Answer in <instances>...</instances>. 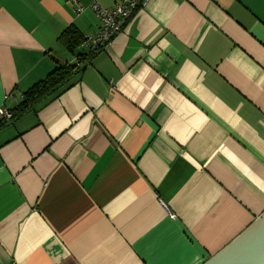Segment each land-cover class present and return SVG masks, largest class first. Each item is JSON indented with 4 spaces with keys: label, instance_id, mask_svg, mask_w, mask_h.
<instances>
[{
    "label": "crops",
    "instance_id": "crops-1",
    "mask_svg": "<svg viewBox=\"0 0 264 264\" xmlns=\"http://www.w3.org/2000/svg\"><path fill=\"white\" fill-rule=\"evenodd\" d=\"M95 2L0 0V107ZM84 64L0 127V264H202L264 213V0H149Z\"/></svg>",
    "mask_w": 264,
    "mask_h": 264
},
{
    "label": "trees",
    "instance_id": "trees-1",
    "mask_svg": "<svg viewBox=\"0 0 264 264\" xmlns=\"http://www.w3.org/2000/svg\"><path fill=\"white\" fill-rule=\"evenodd\" d=\"M84 40L85 36L76 26L70 25L65 29L60 35L59 41L69 52L76 53L78 58L82 57L83 59L76 64L57 65L43 79L33 84L23 93L21 102L11 109L12 116L7 121L2 122L0 127L8 122H14L29 112L36 111L41 105L56 98L73 84L74 79L84 70V61L94 59L100 49L103 48L96 50L83 48L84 52L80 51L79 48Z\"/></svg>",
    "mask_w": 264,
    "mask_h": 264
},
{
    "label": "built area",
    "instance_id": "built-area-1",
    "mask_svg": "<svg viewBox=\"0 0 264 264\" xmlns=\"http://www.w3.org/2000/svg\"><path fill=\"white\" fill-rule=\"evenodd\" d=\"M67 1L76 5L77 13L83 10L79 0ZM148 2L149 0H117L113 8H106L97 2L93 3L91 8L99 18V26L94 34L85 36L82 47L87 50H96L106 46L123 29L128 20ZM11 116V109L5 106L0 107V124Z\"/></svg>",
    "mask_w": 264,
    "mask_h": 264
},
{
    "label": "water",
    "instance_id": "water-1",
    "mask_svg": "<svg viewBox=\"0 0 264 264\" xmlns=\"http://www.w3.org/2000/svg\"><path fill=\"white\" fill-rule=\"evenodd\" d=\"M202 264H264V213Z\"/></svg>",
    "mask_w": 264,
    "mask_h": 264
},
{
    "label": "rangeland",
    "instance_id": "rangeland-1",
    "mask_svg": "<svg viewBox=\"0 0 264 264\" xmlns=\"http://www.w3.org/2000/svg\"><path fill=\"white\" fill-rule=\"evenodd\" d=\"M163 203V202H162ZM164 204V203H163Z\"/></svg>",
    "mask_w": 264,
    "mask_h": 264
}]
</instances>
